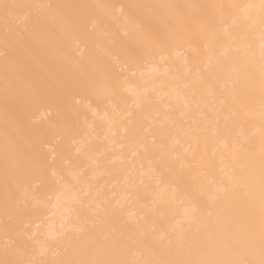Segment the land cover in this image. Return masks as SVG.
<instances>
[{
	"label": "bare ground",
	"instance_id": "bare-ground-1",
	"mask_svg": "<svg viewBox=\"0 0 264 264\" xmlns=\"http://www.w3.org/2000/svg\"><path fill=\"white\" fill-rule=\"evenodd\" d=\"M0 264H264V0H0Z\"/></svg>",
	"mask_w": 264,
	"mask_h": 264
}]
</instances>
